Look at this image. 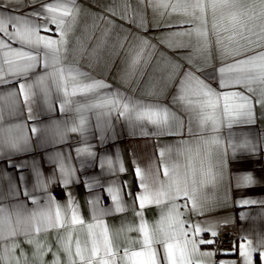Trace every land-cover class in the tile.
I'll list each match as a JSON object with an SVG mask.
<instances>
[{"label":"crops","instance_id":"0c3cea01","mask_svg":"<svg viewBox=\"0 0 264 264\" xmlns=\"http://www.w3.org/2000/svg\"><path fill=\"white\" fill-rule=\"evenodd\" d=\"M49 2L11 0V7L19 5L18 13L23 15ZM161 3L166 7L154 8L149 0H75L74 5H68L73 9L71 14L62 17L66 40L62 55L64 65L87 72L94 79L104 80L113 91L119 90L140 102L168 107L176 114L178 122L171 123L163 134L154 125H133L116 115L102 118V124L107 121L102 129L97 127L96 115L92 112L88 113V125L82 133L64 131L61 139L55 135L56 128L70 129L79 119L74 110L61 111L62 94L54 88L51 90L49 102L52 107L49 110L38 89L34 88L37 95L32 103L33 118L29 119L18 84H32L36 73H31L27 80L20 78L0 85V111L4 115V126L22 125L28 137L27 144H22L18 150L4 148L0 158V207L13 215L18 205L34 211L37 205L31 203V198H35L40 208L48 206L47 210L53 217L57 210L61 213L58 227L32 221L21 225L30 231L29 235L20 231L9 236L5 232L4 239L0 240V264H17V260L19 264H52L57 256L60 264H69L66 248H70L76 264H87L94 243L100 249L97 257H103L105 232L116 252L115 264H143L147 259L146 250L144 256L134 257L132 262L123 258L125 249L129 253L142 251L143 235L135 230L141 224L138 211L142 212L149 231L159 224L177 255L183 251L187 256L188 264H218L220 261L242 264L238 251L236 255L229 256L214 249V243L221 236L233 238L237 249L240 243L256 247L264 241V203H261L264 201V108L253 100L254 123H235L231 128L223 126L218 132H212L207 126L201 127L199 109L188 112L171 102L179 77L189 68L186 57L199 46L196 30L206 34L208 41L207 61L196 58L197 75L217 91L252 95L243 86L221 89L218 69L223 62L245 59L264 50L255 43L264 35V0H161ZM9 10L4 8L3 14L7 15ZM178 32L191 35H172ZM40 35L59 38L55 30L47 34L41 32ZM144 41H147V46H144ZM260 45H264V40H260ZM141 49V60L132 67L133 57ZM220 49H227L236 56L227 57L222 62ZM175 65L179 68L175 69ZM36 72H42V69L37 68ZM170 76L174 77L171 81ZM13 92L16 95H12ZM33 127L38 128L36 133L31 131ZM19 131L15 130L14 134H19ZM214 136H219L222 143H214ZM245 139L258 143L259 151L248 153L238 149L235 158L230 148L224 152L229 143L239 145ZM85 146H90L94 157L86 154L77 156L75 149ZM58 152L74 169L67 186L61 180L55 157ZM222 158L225 167L221 178L218 173ZM101 159H110L112 168L107 164L101 168ZM9 162L22 167H9ZM121 165L125 169L123 172L119 171ZM136 167L143 173L150 193L162 185L165 188L171 185L172 192L177 187L187 188L190 192L195 190L197 202L206 211L202 215L189 212L183 218L214 225L218 233L214 243H198L194 250L190 244L185 248V238L180 235L174 221L162 219L168 216L170 208L167 198H162L160 204L146 202L141 209L135 200L137 193L142 191L134 172ZM34 169L39 170L44 187H36ZM247 174L252 175L253 183L237 187V177ZM114 186L121 189L123 210L120 211L115 210L107 191ZM25 190L31 193V197L25 195ZM69 192L71 204L66 196ZM241 199L256 203L238 205L237 201ZM176 202L182 204L185 201L177 199ZM74 212L83 223L71 221ZM241 213H245L243 219ZM37 226L41 228L39 232L35 231ZM193 238L197 241L213 239L207 231L198 237H188ZM77 242L85 256L83 262L75 255ZM154 247L158 254H163L160 244ZM253 261L260 264L257 253H253Z\"/></svg>","mask_w":264,"mask_h":264},{"label":"snow or ice","instance_id":"6c2138e0","mask_svg":"<svg viewBox=\"0 0 264 264\" xmlns=\"http://www.w3.org/2000/svg\"><path fill=\"white\" fill-rule=\"evenodd\" d=\"M32 2L35 3L36 0H32ZM74 3L75 0H50L49 3L42 5L40 9H34L29 13L21 15L18 13L19 5L13 8L11 7V0H0V85L15 82L20 78L27 80L31 73H36L32 84H18V91L23 95L29 119L33 118L32 103L33 98L37 95L33 91L34 88L38 89L39 95L42 97L43 102L48 105L49 110L52 107L49 102L51 90L54 88L58 94H62L61 111L68 112L74 110L79 119L78 122H74L70 129L61 130L59 127L56 128L55 135L61 139H63L64 131L82 133L88 125V113L92 112L96 115L97 127H101L102 129L107 125L106 120L104 124L101 123L102 118L116 115L125 118L133 125L136 123L154 125L163 134L164 131L168 130L171 123L178 122V117L168 107L159 103H144L131 99L119 92V90H111V85L104 80L94 79L87 72L63 64L62 53L65 51L66 40L64 31L65 21L62 17L71 14L73 9L69 8L68 5H74ZM149 3L154 8L157 6L166 7V5L161 3V0L160 2L158 0H149ZM4 8L10 9L7 15L3 14ZM109 11L113 10L109 9ZM39 21H43V23H39ZM53 30L59 36L58 39H53L50 35H40L41 32L47 34L53 32ZM172 35H191V33L178 32ZM196 35L200 38L199 46L194 48L192 54L186 57L189 68L179 77L176 84L177 91L173 94L171 102L183 107L188 112L199 109L198 117L201 127L207 126L212 132H218L223 126L231 128L235 123H254L253 100L264 108V50L258 51L256 54L248 56L245 59H234L228 63L223 61L227 57L236 56V54L230 53L227 49H220V58L223 62L222 66L218 69L220 88L243 86L252 95L249 96L235 91H217L197 75L199 67L196 65V58L200 57L207 61L205 53L208 48V41L206 34L201 33L200 30H196ZM260 40H264V35L260 36L255 42L259 46L258 48L262 49L264 45H260ZM14 44L18 45V47H13ZM143 44L147 46V41H144ZM142 53L143 49L133 57L132 67H135L140 62ZM37 68H41L42 72H36ZM174 68L178 69L179 65H175ZM172 79L174 77L170 76L169 80L171 81ZM12 95H16V93L13 92ZM75 97H80L81 99L75 100L73 99ZM193 97L196 99L193 100ZM12 108L14 109L15 105ZM9 114L13 113L10 112ZM3 120L4 115L0 111V158L3 157L5 146L10 150H18L22 144L26 145L28 141L27 135L23 132L24 126L15 125L6 128ZM17 129L20 130L19 134H14ZM31 131L36 133L38 128L33 127ZM212 140L216 144L222 143L219 136H214ZM229 140H231V135H229ZM229 148L231 149L233 158L237 155L238 149H244L248 153L259 151L258 143H253L247 139L239 145L229 143L224 152L226 153ZM75 151L78 157L83 154L91 157L95 156L90 146L77 147ZM55 157L61 173L62 183L67 186L70 183L74 169L65 163L62 153H56ZM70 159L71 153L68 155V160ZM106 164L110 169L112 168V161L110 159H101V168ZM9 167L20 168L22 165H13L9 162ZM224 167L225 161L222 158L220 161L221 171L218 173L221 178L223 177ZM34 171L36 173V187H44L45 182L39 170L34 169ZM119 171H125L122 165ZM134 172L140 181L138 187L142 189L135 197L141 209L145 206L146 202L160 204L162 198H167L170 208L168 216L162 219L174 221L175 226L180 229V235L185 238V248L190 244L194 250L198 243H214V238L218 235L214 225L201 224L183 218L189 212L194 215H202L206 211L197 202L195 190L190 192L187 188L182 189L177 187L175 192H172L171 185H168L167 188L162 185L154 193H150L141 170L136 167L134 168ZM165 175H167V171ZM20 179L23 181L24 177L21 176ZM252 183L253 177L251 174L237 177V187H240L241 184L250 185ZM107 191L115 205V210H123L120 187H109ZM25 195L31 197V193L27 192V190H25ZM66 196L69 204H71V193H66ZM177 199H183L185 202L178 204L176 202ZM31 203L37 205L36 210L29 211L24 205H18L16 206L14 215L9 213L4 207H0V240L4 239L5 232L9 236H15L20 231H23L25 235H29L30 231L27 228H22L21 225L30 224L32 221L46 223L47 226L53 228L60 226L61 213L59 210H57L55 217H53L50 211L47 210V205L45 208H40L39 201L35 198H31ZM93 203L95 202L93 201ZM252 203H256V201L249 199L237 201L238 205ZM261 203H264V201ZM57 207L59 208V206ZM137 215L140 216L141 224L135 230L141 232L143 235L142 251L129 253L128 249H125L123 257L125 260L132 262V258L144 256V250H146L147 259L143 264H188L187 256L183 251L177 255L173 244L169 242L167 234L159 224L152 231H149L143 221L142 212L138 211ZM244 216L245 213H241L242 219ZM71 221L73 223H83L75 212L71 217ZM88 227L91 228L92 225ZM40 230L39 226L35 228L36 232ZM206 231L210 232L213 239L207 241L203 239L197 241L194 238L188 239L190 235L198 237ZM104 237L103 257H97L100 249L94 243L90 249L87 264H94V260L95 264H115L114 257L116 256V252L113 251L106 232L104 233ZM156 244L162 246V255L158 254L154 247ZM37 247H40V245L37 244ZM65 251L69 256V264H76V261L72 259L70 248H66ZM237 251L242 264H254L253 253H257L260 257V264H264V241H261L256 247H252L250 243H240L238 249L237 245L234 244L231 250L224 251L222 254L229 256L236 255ZM75 255L79 257L80 261L83 262L85 260L79 242H77ZM202 255L211 256L214 253H203ZM17 264H19V260H17ZM52 264H60L58 256L53 260ZM218 264H237V262L220 261Z\"/></svg>","mask_w":264,"mask_h":264},{"label":"built area","instance_id":"2783aa9c","mask_svg":"<svg viewBox=\"0 0 264 264\" xmlns=\"http://www.w3.org/2000/svg\"><path fill=\"white\" fill-rule=\"evenodd\" d=\"M235 244L234 239L229 236H221L215 243L214 249L222 253L227 250H231L233 245Z\"/></svg>","mask_w":264,"mask_h":264}]
</instances>
